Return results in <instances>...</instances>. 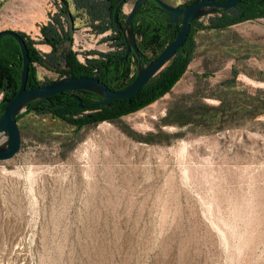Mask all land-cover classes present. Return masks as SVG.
Segmentation results:
<instances>
[{"label": "rangeland", "instance_id": "obj_1", "mask_svg": "<svg viewBox=\"0 0 264 264\" xmlns=\"http://www.w3.org/2000/svg\"><path fill=\"white\" fill-rule=\"evenodd\" d=\"M72 12L74 32L86 33V16ZM194 39L171 91L118 119L76 130L22 111L21 148L0 160V264H264V113L219 131L213 120L168 123L171 109L264 89V18ZM95 41L107 50L86 34L74 51L82 58ZM35 66L39 81L57 79Z\"/></svg>", "mask_w": 264, "mask_h": 264}, {"label": "trees", "instance_id": "obj_2", "mask_svg": "<svg viewBox=\"0 0 264 264\" xmlns=\"http://www.w3.org/2000/svg\"><path fill=\"white\" fill-rule=\"evenodd\" d=\"M119 1L72 0L74 8L87 15L93 31L100 33L108 29L111 30V33L105 37L107 40H111V45L114 47L113 50L105 52H84L82 60L78 58L77 52L71 47L72 36L67 21L62 15V11H70L67 0H59L60 10L52 14L50 20L45 24H40V40L35 41L24 32L18 31L26 40L31 59L27 85L36 86L51 80L39 81L35 64L57 73V78L69 75H90L99 78L114 89L129 84L136 75V70L131 76L130 71L132 65L137 64L138 58L134 52H130L127 58L121 59L125 52L124 36L113 21L114 10ZM192 2L195 0H188L184 3ZM153 3V0H146L139 8L132 23L138 47L143 50L140 53L144 63L157 55L172 41L180 27V24L175 26L167 21V15L161 10H157V6L153 7ZM126 15L121 9L119 20L125 19ZM204 16L207 17V23L199 24L198 19ZM257 18H264V0H241L230 8L219 9L193 19L184 44L177 49L170 61L131 97L115 98L105 103L94 104L89 108H80L81 104L93 103V96L97 93L84 89L65 90L54 93L35 105H32L31 101L25 108L37 114H50L52 117L60 118L66 123L74 125L76 130L104 120L118 119L137 111L171 91L175 83L187 71L194 56L196 30L211 28L224 30L233 24ZM36 43H46L51 48L48 52H43L35 47ZM21 68L22 56L19 44L12 36L2 35L0 37V114L2 106L18 90ZM76 94L81 98V101L74 99ZM215 97L219 100L216 105L208 106L198 102L197 105H190L184 109L179 107L171 109L168 113V123L178 126L190 124L191 126L204 127L213 120V131H219L238 125L240 119H250L264 113V89L250 94L233 90ZM22 115L23 112L17 115V121Z\"/></svg>", "mask_w": 264, "mask_h": 264}, {"label": "water", "instance_id": "obj_3", "mask_svg": "<svg viewBox=\"0 0 264 264\" xmlns=\"http://www.w3.org/2000/svg\"><path fill=\"white\" fill-rule=\"evenodd\" d=\"M145 1L146 0L133 1L126 15L124 24L119 20V11L126 4L127 0H120L114 10L113 21L116 28L122 32L125 42V52L121 59L127 58L131 51L134 52L138 58L137 71L133 80L129 84L116 89L109 87L99 78L90 75L63 76L57 79H51L40 85L28 86L27 80L31 59L26 40L17 30L11 28L0 30V37L2 35H10L17 41L22 56V68L20 70V85L18 90L1 108L0 132L7 136V141L0 145V160L9 159L20 150L21 130L18 125L17 115L25 109L29 102L32 101V105H35L54 93L78 89L96 92L100 97L91 104L79 105L80 108H89L94 104L105 103L115 98L131 97L153 75L165 66L175 55L177 49L184 44L188 37L191 21L193 19L216 12L219 9L230 8L241 0H197L192 3H182L179 5L171 4L165 0H153L157 3L159 10L167 15V21L173 23L175 26L180 24V27L172 41H170L157 55L146 63H143L139 58L140 49L132 29V23L136 13ZM58 9L60 10V5H58ZM62 15L67 21L70 34L73 35L74 19L72 13L70 11H62ZM74 99L81 101V98L77 94L74 95Z\"/></svg>", "mask_w": 264, "mask_h": 264}, {"label": "crops", "instance_id": "obj_4", "mask_svg": "<svg viewBox=\"0 0 264 264\" xmlns=\"http://www.w3.org/2000/svg\"><path fill=\"white\" fill-rule=\"evenodd\" d=\"M69 3V9L70 12L73 15V19L76 23L74 14L72 10H75L76 13H81L86 16V23L91 27L87 15L81 12V10H76L74 8V5L72 3V0H67ZM166 1V0H165ZM168 2V1H167ZM170 2V1H169ZM0 22H3V24L0 23V30L4 28H11L17 31L24 32L29 38L34 39L35 41L40 40L41 33H40V24L42 21L45 23L50 20V16L54 14V12H58V5H60L59 0H0ZM128 4V3H126ZM125 4V5H126ZM179 5V4H178ZM125 6H123L122 10L127 12V10L124 9ZM58 9V10H57ZM55 12V13H56ZM51 14V15H50ZM126 14V13H125ZM15 17V20L18 19L19 21L17 24H11L10 19L11 17ZM89 26H85L82 29L86 31V33H82V31H79L77 29L72 36V44L71 47L74 50L75 44L77 43V40L87 35H96V37H102L104 39V44L107 45V50H113L114 47L111 45V40H107L105 37L106 35H109L111 33V30L108 29L104 32L96 33L87 32L90 28ZM86 43V40L84 41ZM95 43H93L91 46H88L89 48H93V52H100L95 50V47H97ZM36 47L42 48L45 52H48L50 50V45L46 43H36ZM87 52V51H86ZM78 58H80V54H77ZM0 99H1V93H0Z\"/></svg>", "mask_w": 264, "mask_h": 264}, {"label": "flooded vegetation", "instance_id": "obj_5", "mask_svg": "<svg viewBox=\"0 0 264 264\" xmlns=\"http://www.w3.org/2000/svg\"><path fill=\"white\" fill-rule=\"evenodd\" d=\"M196 1V0H195ZM154 6H157V3L154 1V3H153V7ZM156 9L157 10H159L157 7H156ZM121 23L122 24H124L125 23V19H122L121 20ZM132 52V51H131ZM140 52H143V50L141 49L140 50ZM130 54V53H129ZM139 58H140V60L142 61V55H141V53L139 54ZM136 67H137V64H136ZM100 97H99V95L97 94V95H95V96H93V99H92V102H94V101H96L97 99H99Z\"/></svg>", "mask_w": 264, "mask_h": 264}]
</instances>
